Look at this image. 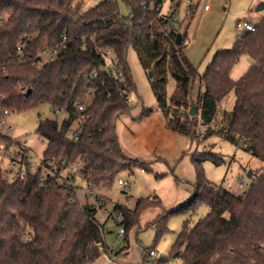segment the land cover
<instances>
[{
    "label": "trees",
    "instance_id": "16d2710c",
    "mask_svg": "<svg viewBox=\"0 0 264 264\" xmlns=\"http://www.w3.org/2000/svg\"><path fill=\"white\" fill-rule=\"evenodd\" d=\"M122 1L126 16L118 0L85 10L76 0H0V122L4 110L41 103L65 112L61 120L39 118L35 131L45 147L35 172L25 162L23 175L9 176L0 165V264H90L106 251L94 205L82 203L77 186L64 185L60 172L79 162L87 184L110 188L122 170L149 167L122 151L115 131L135 89L129 46L152 72L148 80L166 127L197 140L216 134L264 161V16L231 47L218 49L200 73L183 52L185 32L172 14L159 13L162 0ZM242 54L253 61L232 79L230 70ZM232 89L234 105L225 110L219 104ZM75 122L77 137L66 135ZM19 142L0 133L5 146ZM206 159L223 160L208 149L191 154V195L157 215L155 236L167 230L172 214H183L188 217L172 246L182 264H264V168L245 190L233 193L206 178ZM201 204L206 213L189 225ZM152 206H160L157 196L138 198L133 208L117 203L112 210L125 232Z\"/></svg>",
    "mask_w": 264,
    "mask_h": 264
},
{
    "label": "rangeland",
    "instance_id": "374dc122",
    "mask_svg": "<svg viewBox=\"0 0 264 264\" xmlns=\"http://www.w3.org/2000/svg\"><path fill=\"white\" fill-rule=\"evenodd\" d=\"M76 1H81V9L85 10L102 0ZM259 1L264 0H162L159 13L175 17V25L186 35L183 52L203 73L218 49L231 47L246 31L240 24L243 19H250L254 24L261 20L264 9L255 10ZM118 8L121 15H128L129 8L122 0H118ZM126 60L135 89L129 94L130 110L117 118L115 131L122 150L129 157L146 162L149 167L142 170L141 166H134L131 170H122L118 178L124 180L125 185L115 181L110 188H92L93 196L89 195L86 183L77 177L76 192L82 203L94 205L95 217L102 224L105 253L113 264H182L172 246L188 216L172 214L165 223L167 230L159 237L155 236L153 221L163 210H170L189 199L195 178L191 154L208 149L220 155L223 160L219 164L210 159L203 161L204 174L214 185L233 193H241L249 186L264 168V161L216 134L197 140L166 127L148 80L150 70L142 67L131 46L127 48ZM252 61L247 54L240 55L230 70V77L239 78ZM172 88L173 81L169 80L167 90L171 92ZM198 90L199 84L196 83L192 96ZM234 101L235 91L232 89L221 99L219 106L231 110ZM147 109L150 111L142 114ZM64 116L65 112H55L50 104L41 103L5 114L0 122V133L26 142L34 171L45 147V140L35 131L39 118L61 120ZM76 125L75 122L73 127ZM7 149L17 150L18 146L11 144ZM7 154L4 148L0 149L3 169L11 167ZM150 196H157L160 206L144 210L137 224L121 232V217L113 212V206L118 203L133 208L138 198ZM99 199L104 203L101 204ZM206 211L205 204L199 205L189 217V225ZM149 249L155 254L148 255Z\"/></svg>",
    "mask_w": 264,
    "mask_h": 264
},
{
    "label": "built area",
    "instance_id": "2783aa9c",
    "mask_svg": "<svg viewBox=\"0 0 264 264\" xmlns=\"http://www.w3.org/2000/svg\"><path fill=\"white\" fill-rule=\"evenodd\" d=\"M204 8L206 9L207 6L205 5ZM173 19H175L174 16H172ZM241 26H243L245 29H250L253 30L254 29V25L247 22V21H242ZM53 55V51H50V56ZM106 60L109 63H112L114 61V55L112 53L111 50L106 49V54H105ZM111 71L115 70V66L114 64L112 66H110L109 68ZM128 101L130 100L129 96H128ZM79 110H82L83 107L80 105L78 107ZM55 112L59 111L57 108L54 109ZM4 113L7 114V110H4ZM66 135L68 136H74L77 137L75 135L74 132V127L70 128L67 132ZM18 149L17 150H13V151H8L7 146H5L3 143H0V149L4 148L5 149V153H8L7 155L10 158L11 161V167L9 169H7V173L9 175H23L25 173V162H29L30 163V167L32 168V163H31V159H30V149L27 146L25 141H21L19 142V144L17 145ZM61 163H64V161L62 160ZM39 166V164H38ZM80 166L81 164L79 162H76L75 164L68 166L66 168H64L61 172H60V181L64 184V185H73L76 186L74 181H73V177L75 175H78L79 177L83 178L82 173L80 172ZM37 169V168H36ZM36 169L33 171L31 169V171L35 172ZM84 179V178H83ZM85 181V179H84ZM87 187L90 189H92V186L90 184H87V182L85 181ZM117 183L119 185H125L126 182L120 178L117 179ZM239 186L241 187V183L239 182ZM90 196H93V192L90 190L89 192ZM100 202L103 203L102 200H100ZM121 232H123V229L121 228ZM154 251L151 250L149 252V255H154Z\"/></svg>",
    "mask_w": 264,
    "mask_h": 264
},
{
    "label": "crops",
    "instance_id": "0c3cea01",
    "mask_svg": "<svg viewBox=\"0 0 264 264\" xmlns=\"http://www.w3.org/2000/svg\"><path fill=\"white\" fill-rule=\"evenodd\" d=\"M243 21H247V22H249V23H251V24H253L254 25V23H252L251 22V20L250 19H243ZM164 125H165V120H164ZM166 126V125H165ZM122 149V148H121ZM123 151V150H122ZM124 152V151H123ZM125 153V152H124ZM126 154V153H125ZM127 155V154H126ZM9 169V168H8ZM77 177L81 180V181H83L84 183H85V181H84V179L83 178H81V177H79L78 175H75L74 177H73V181H74V183H75V185H77L76 184V179H77ZM100 200H102L103 201V203H104V200L103 199H99V202H100ZM101 204H102V202H100ZM90 264H113L112 262H111V260H110V258H109V255H106V253L104 252L102 255H100L96 260H94L93 262H91Z\"/></svg>",
    "mask_w": 264,
    "mask_h": 264
},
{
    "label": "water",
    "instance_id": "95a60500",
    "mask_svg": "<svg viewBox=\"0 0 264 264\" xmlns=\"http://www.w3.org/2000/svg\"><path fill=\"white\" fill-rule=\"evenodd\" d=\"M262 9H264V1H259L257 4H256V6H255V10L256 11H259V10H262ZM180 39H181V33L180 32H177L176 33V41H177V43H179L180 42ZM152 75V72L150 71L149 72V76H151ZM196 112V107H195V105H193L191 108H190V113L191 114H194Z\"/></svg>",
    "mask_w": 264,
    "mask_h": 264
}]
</instances>
